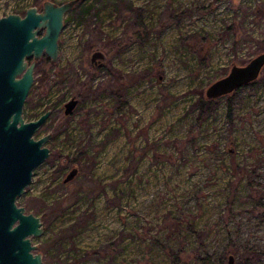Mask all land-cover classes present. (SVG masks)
Wrapping results in <instances>:
<instances>
[{"label": "rangeland", "instance_id": "obj_1", "mask_svg": "<svg viewBox=\"0 0 264 264\" xmlns=\"http://www.w3.org/2000/svg\"><path fill=\"white\" fill-rule=\"evenodd\" d=\"M45 1L69 0H0V18ZM58 45L22 109L50 112L16 199L42 223L41 264H264V68L205 96L264 53V0H84Z\"/></svg>", "mask_w": 264, "mask_h": 264}, {"label": "water", "instance_id": "obj_2", "mask_svg": "<svg viewBox=\"0 0 264 264\" xmlns=\"http://www.w3.org/2000/svg\"><path fill=\"white\" fill-rule=\"evenodd\" d=\"M84 0H69L61 5L45 1L39 11L29 7L23 15L8 14L0 18V264H41L42 254L35 253L31 238L43 234L40 219L17 206L16 199L31 184L34 170L49 156L45 144L51 135L34 139V134L48 119L47 111L36 120L25 122L22 109L34 81V70L44 56L55 64L58 42L64 29L65 15ZM100 51L90 62L101 63ZM264 68V53L245 66H233L229 74L213 83L205 93L215 99L254 81ZM76 99L64 105V115L72 113ZM77 174L72 169L64 183ZM227 264H234L232 257Z\"/></svg>", "mask_w": 264, "mask_h": 264}]
</instances>
